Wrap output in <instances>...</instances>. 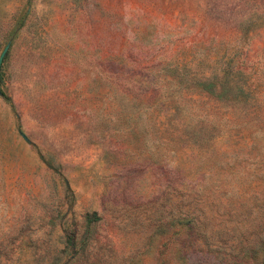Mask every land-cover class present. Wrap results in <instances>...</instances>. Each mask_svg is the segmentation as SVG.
<instances>
[{
  "label": "rangeland",
  "instance_id": "rangeland-1",
  "mask_svg": "<svg viewBox=\"0 0 264 264\" xmlns=\"http://www.w3.org/2000/svg\"><path fill=\"white\" fill-rule=\"evenodd\" d=\"M0 264H264V0H0Z\"/></svg>",
  "mask_w": 264,
  "mask_h": 264
},
{
  "label": "water",
  "instance_id": "water-1",
  "mask_svg": "<svg viewBox=\"0 0 264 264\" xmlns=\"http://www.w3.org/2000/svg\"><path fill=\"white\" fill-rule=\"evenodd\" d=\"M7 47H8V44H5L4 47L2 48V50L0 51V63H1V60L4 56V54H5Z\"/></svg>",
  "mask_w": 264,
  "mask_h": 264
}]
</instances>
